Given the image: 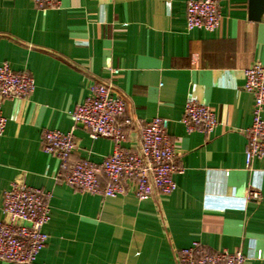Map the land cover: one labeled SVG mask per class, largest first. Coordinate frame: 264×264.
Returning a JSON list of instances; mask_svg holds the SVG:
<instances>
[{
  "label": "crops",
  "instance_id": "0c3cea01",
  "mask_svg": "<svg viewBox=\"0 0 264 264\" xmlns=\"http://www.w3.org/2000/svg\"><path fill=\"white\" fill-rule=\"evenodd\" d=\"M60 1L41 11L33 0H0V64L35 80L29 98L2 105L0 222L4 192L24 182L51 195L49 239L35 264H178L179 251L194 243L264 264V160L247 167L245 157L254 108L245 70L264 61V20L250 19V0H219L214 32L188 30L191 0ZM95 82L111 83L126 102L134 120L127 151L138 152L151 119H170L185 168L173 194L105 198L65 184L60 161L43 151L45 130L74 135L71 163L100 164L114 150L70 115ZM189 101L215 113L211 134L187 132Z\"/></svg>",
  "mask_w": 264,
  "mask_h": 264
},
{
  "label": "built area",
  "instance_id": "2783aa9c",
  "mask_svg": "<svg viewBox=\"0 0 264 264\" xmlns=\"http://www.w3.org/2000/svg\"><path fill=\"white\" fill-rule=\"evenodd\" d=\"M37 9L59 8L60 0H33ZM221 26L219 0H191L187 5L189 31L204 29L214 32ZM117 74L118 71H114ZM244 90L254 97L253 123L246 130L248 143L246 165L264 160V61L245 70ZM35 91V80L28 72H14L7 64H0V136L5 132L7 119L2 105L6 100L26 99ZM126 102L113 93L111 83L95 82L90 86L86 101L70 114L82 124L92 139L104 138L114 143L111 155L100 163L81 160L71 163L77 148L74 135L59 130H45L43 151L60 161L64 182L81 192L117 198L129 192L141 201L154 196H170L177 189L176 175L185 168L169 137L170 119L156 116L143 128L138 152L123 148L128 128L134 120L126 117ZM188 133L211 134L218 125L215 113L195 101L186 103L182 120ZM257 191L250 198L260 199ZM51 195L32 188L24 182H14L4 192L0 222V262L35 264L46 248L49 235L45 227L51 220ZM249 256L241 251L210 253L199 243L178 253V264H247Z\"/></svg>",
  "mask_w": 264,
  "mask_h": 264
},
{
  "label": "water",
  "instance_id": "95a60500",
  "mask_svg": "<svg viewBox=\"0 0 264 264\" xmlns=\"http://www.w3.org/2000/svg\"><path fill=\"white\" fill-rule=\"evenodd\" d=\"M250 19L254 21L264 20V0H250Z\"/></svg>",
  "mask_w": 264,
  "mask_h": 264
}]
</instances>
